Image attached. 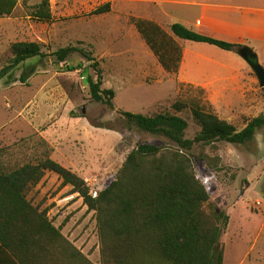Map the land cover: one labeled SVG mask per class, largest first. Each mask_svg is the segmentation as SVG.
I'll return each mask as SVG.
<instances>
[{
  "label": "rangeland",
  "instance_id": "rangeland-1",
  "mask_svg": "<svg viewBox=\"0 0 264 264\" xmlns=\"http://www.w3.org/2000/svg\"><path fill=\"white\" fill-rule=\"evenodd\" d=\"M42 1L18 0L11 16H0V69L7 64L11 45L16 42L40 43L46 55L25 64L37 67L26 83L21 81L23 66L0 80V164L16 168L50 157L83 178L97 196L115 180L133 148L140 143H163L149 134L126 130L120 111L152 116L172 111L180 98L192 100L202 94L179 84L176 76L162 68L133 24L136 17L123 14L122 3L114 7L112 0H50L53 19L45 22L32 16ZM107 3L112 5L110 13L91 15ZM68 47L81 49L100 62L103 89L116 93L114 110L91 99L81 69H66L68 65L90 66L92 62L82 53L75 52L68 61L56 65L55 53ZM227 53L245 61L236 51ZM247 67L256 77L251 66ZM256 89L249 93L247 103L238 96L232 97L231 106L225 101L229 97L205 95L204 100L221 119L241 130L250 120L264 115L259 80ZM181 116L189 122L186 137L193 139L200 128L188 113ZM98 123L112 130L96 127ZM216 146L217 151L205 147L194 153L195 158L201 151L219 156V173L205 161L195 159L194 164L211 202L230 218L222 237L224 264H264V129L246 146ZM28 198L49 208L52 222L63 228L64 236L92 262L100 263L94 213L88 212L83 200L72 195L57 175L47 173Z\"/></svg>",
  "mask_w": 264,
  "mask_h": 264
},
{
  "label": "trees",
  "instance_id": "trees-1",
  "mask_svg": "<svg viewBox=\"0 0 264 264\" xmlns=\"http://www.w3.org/2000/svg\"><path fill=\"white\" fill-rule=\"evenodd\" d=\"M17 5L18 0H0V16H11ZM111 7L107 3L91 15L110 13ZM32 16L39 21H51L50 0L37 5ZM132 22L162 68L172 75L179 73L183 58L180 41L205 43L230 52L243 48L178 23L166 31L154 22L136 18ZM10 52L7 64L0 69V80L25 67L28 61L46 57L43 46L37 42L13 43ZM75 52L82 53L92 64L68 65L66 69H81L91 99L114 110L116 93L103 89V70L96 58L68 47L55 53L56 65L68 61ZM36 68H24L22 83L35 74ZM189 87L199 90L202 96L192 100L180 98L172 105V111L152 116L120 111L126 130L149 134L163 143H140L133 148L115 180L97 196L92 195L83 178L50 157L16 168L0 164V245L17 264H95L64 236L62 227L55 226L49 208L28 198L30 190L47 173L57 175L64 187L71 188L72 195L83 200L88 212L94 213L100 241L99 264H224L222 237L230 218L213 205L194 164L195 159L205 161L219 173L221 158L204 151L195 158L194 152L205 147L217 151L219 143L248 145L264 129V115L239 130L212 110L204 100L203 90ZM184 113L200 128L193 139L186 137L189 122L181 116ZM95 126L112 130L105 123Z\"/></svg>",
  "mask_w": 264,
  "mask_h": 264
},
{
  "label": "crops",
  "instance_id": "crops-1",
  "mask_svg": "<svg viewBox=\"0 0 264 264\" xmlns=\"http://www.w3.org/2000/svg\"><path fill=\"white\" fill-rule=\"evenodd\" d=\"M240 1L112 0V3L114 7L122 3L123 14L154 22L166 31L178 23L200 34L249 47L264 67V2L260 3L264 0L253 4ZM184 42L189 41H180L183 58L179 73L174 75L179 84L201 89L209 97H229L225 100L228 106L234 96L247 103L249 93L257 90L258 78L245 61L216 46ZM15 261L0 245V264H17Z\"/></svg>",
  "mask_w": 264,
  "mask_h": 264
},
{
  "label": "water",
  "instance_id": "water-1",
  "mask_svg": "<svg viewBox=\"0 0 264 264\" xmlns=\"http://www.w3.org/2000/svg\"><path fill=\"white\" fill-rule=\"evenodd\" d=\"M239 55L251 66L256 74L261 88H264V67L259 61L258 55L249 47L238 50Z\"/></svg>",
  "mask_w": 264,
  "mask_h": 264
}]
</instances>
